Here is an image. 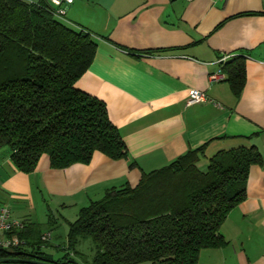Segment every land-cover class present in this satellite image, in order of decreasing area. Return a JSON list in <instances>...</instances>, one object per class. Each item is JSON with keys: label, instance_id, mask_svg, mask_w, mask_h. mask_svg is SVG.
Here are the masks:
<instances>
[{"label": "crops", "instance_id": "crops-1", "mask_svg": "<svg viewBox=\"0 0 264 264\" xmlns=\"http://www.w3.org/2000/svg\"><path fill=\"white\" fill-rule=\"evenodd\" d=\"M65 9L62 19L97 42L76 87L106 103L129 159L96 151L88 164L55 169L43 156L27 174L0 149V206L52 232L69 225L66 212L77 217L108 189L136 186L191 148L208 143L200 166L219 150L256 145L263 163L251 167L245 200L221 226L227 244L203 249L199 264H264V14H245L264 11V0H75ZM237 53L247 56L240 97L225 76L211 79L220 59ZM191 88L209 100L189 105Z\"/></svg>", "mask_w": 264, "mask_h": 264}, {"label": "trees", "instance_id": "trees-1", "mask_svg": "<svg viewBox=\"0 0 264 264\" xmlns=\"http://www.w3.org/2000/svg\"><path fill=\"white\" fill-rule=\"evenodd\" d=\"M96 51L92 32L58 17L48 0H0V149L17 170L34 172L43 156L55 169L88 164L96 151L129 159L106 103L76 87ZM246 59L237 53L220 63L236 97ZM207 146L82 207L69 222L62 258L45 252L43 224L26 221L18 233L26 244L0 250V264H75L77 257L79 264H199L203 249L227 244L221 226L245 200L251 167L263 163L256 145L240 146L217 151L202 170ZM47 224L54 226L52 216Z\"/></svg>", "mask_w": 264, "mask_h": 264}, {"label": "built area", "instance_id": "built-area-1", "mask_svg": "<svg viewBox=\"0 0 264 264\" xmlns=\"http://www.w3.org/2000/svg\"><path fill=\"white\" fill-rule=\"evenodd\" d=\"M75 0H48L50 4L56 7V15L63 18L66 14L65 5L72 4ZM228 56H223L220 63L226 60ZM224 78V74L219 69L218 72L211 75V79L218 81ZM207 94L196 88L189 90L188 104L201 103L208 101ZM214 104L219 105L213 101ZM26 226V221L14 216L11 208L6 205L0 206V248L12 250L23 247L26 242L19 236V232ZM43 240L49 241L51 239V232L43 234Z\"/></svg>", "mask_w": 264, "mask_h": 264}, {"label": "rangeland", "instance_id": "rangeland-1", "mask_svg": "<svg viewBox=\"0 0 264 264\" xmlns=\"http://www.w3.org/2000/svg\"><path fill=\"white\" fill-rule=\"evenodd\" d=\"M207 164L204 163V165H200L199 167L202 170L207 169ZM76 213V212H75ZM75 213L73 211L66 212V217L70 219V221H74L76 219ZM68 222L66 220H61V224L57 226V228H53V231L51 232V239L49 240V245L44 248L45 252L49 255H51L54 259L62 258L65 254H67V250L63 249L61 246L66 244V237H67V231H68ZM87 247V248H85ZM82 249L84 251L89 252L88 246H85ZM90 253V252H89ZM88 253V254H89ZM72 256V253H71ZM77 262H80V259L77 257L75 258ZM149 264V263H145Z\"/></svg>", "mask_w": 264, "mask_h": 264}, {"label": "water", "instance_id": "water-1", "mask_svg": "<svg viewBox=\"0 0 264 264\" xmlns=\"http://www.w3.org/2000/svg\"><path fill=\"white\" fill-rule=\"evenodd\" d=\"M0 250H6V249H4V248H0ZM75 264H79L77 261H73Z\"/></svg>", "mask_w": 264, "mask_h": 264}]
</instances>
